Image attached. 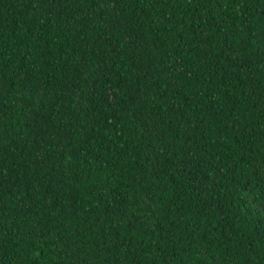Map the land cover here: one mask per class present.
<instances>
[{
	"label": "trees",
	"instance_id": "trees-1",
	"mask_svg": "<svg viewBox=\"0 0 264 264\" xmlns=\"http://www.w3.org/2000/svg\"><path fill=\"white\" fill-rule=\"evenodd\" d=\"M0 264H264V0H0Z\"/></svg>",
	"mask_w": 264,
	"mask_h": 264
}]
</instances>
